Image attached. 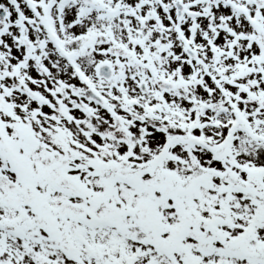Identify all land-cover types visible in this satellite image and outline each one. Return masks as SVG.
Instances as JSON below:
<instances>
[{
  "label": "snow or ice",
  "instance_id": "1",
  "mask_svg": "<svg viewBox=\"0 0 264 264\" xmlns=\"http://www.w3.org/2000/svg\"><path fill=\"white\" fill-rule=\"evenodd\" d=\"M0 264H264V0H0Z\"/></svg>",
  "mask_w": 264,
  "mask_h": 264
}]
</instances>
